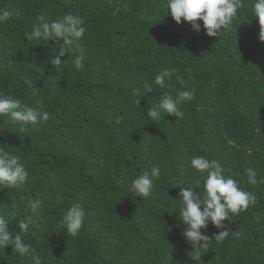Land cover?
<instances>
[{
  "label": "trees",
  "instance_id": "trees-1",
  "mask_svg": "<svg viewBox=\"0 0 264 264\" xmlns=\"http://www.w3.org/2000/svg\"><path fill=\"white\" fill-rule=\"evenodd\" d=\"M254 2L243 0L232 24L208 37L202 21L199 32L176 24L166 0H0L12 12L0 24V93L49 114L24 133L0 117V147L29 173L18 188H0V214L13 236L32 217L23 235L31 252L0 248V264H264V42ZM68 13L85 20L79 70L71 53L52 65L55 41L25 38L40 16ZM166 68L176 75L162 89L154 80ZM183 90L195 95L179 106L182 119H147L164 94ZM196 155L218 160L225 178L256 195L207 251L182 235L175 200L181 188L203 193ZM152 166L160 176L151 196L134 197L132 180ZM249 168L256 185L247 183ZM29 198L41 202L35 213L25 208ZM75 203L86 215L73 237L62 221ZM218 231L209 224L207 235Z\"/></svg>",
  "mask_w": 264,
  "mask_h": 264
},
{
  "label": "clouds",
  "instance_id": "clouds-1",
  "mask_svg": "<svg viewBox=\"0 0 264 264\" xmlns=\"http://www.w3.org/2000/svg\"><path fill=\"white\" fill-rule=\"evenodd\" d=\"M242 7H244L243 0H166V14L170 15L176 24L187 22L193 30L199 32L201 24L198 21H202L208 37H216L221 29L226 30ZM251 10L252 16L258 19L260 25L259 39L264 42V0H255ZM11 15L12 12L8 10H0V24L7 22ZM85 33V20L79 15L68 13L51 21L40 16L38 23L32 26V31L26 33L25 38L28 41H55L59 50L58 55L51 60L52 65L60 66V57L71 53L75 55L73 65L79 70L84 61V49L79 41ZM175 75L174 69L166 68L156 75L154 83L163 89L167 87L166 80H170ZM194 95L193 90L180 91L175 99L164 94L159 102L147 110V119L160 122L164 116L162 113L174 116L176 120L182 119L184 113L179 106L184 102H190ZM0 117L7 118L18 126L19 133H24L28 127L42 126L48 121L49 114L28 106L19 98L0 93ZM190 163L197 173L206 174L203 193L194 192L192 187H188L187 190L181 188L178 193L179 198L175 200L179 202V220L185 226L182 235L192 248L207 251L213 240L220 242L229 235L230 231L226 229L224 221L231 220L232 216L246 211L256 202V195L239 187L235 179L225 178L224 169L218 160L196 155ZM28 175L20 156L13 155L0 147V188H18L26 183ZM159 176V167L152 166L150 171H144L132 180L130 192L134 197L149 198L154 189V182ZM246 176L250 185L259 182L257 172L253 168L247 169ZM40 204L39 200L29 198L25 208L35 213ZM85 215L79 203L73 204L63 216L64 231L73 237L77 236L84 225ZM12 218H15V213L12 214ZM31 223V216L19 220V231L13 236L9 230V218L0 214V248L10 247L21 257L28 255L31 246L24 242L23 235L29 231ZM209 224L220 230L212 238L207 235ZM33 259L34 264H41L38 257Z\"/></svg>",
  "mask_w": 264,
  "mask_h": 264
}]
</instances>
